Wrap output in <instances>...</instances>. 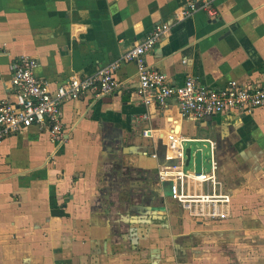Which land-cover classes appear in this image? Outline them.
I'll list each match as a JSON object with an SVG mask.
<instances>
[{
	"label": "crops",
	"instance_id": "1",
	"mask_svg": "<svg viewBox=\"0 0 264 264\" xmlns=\"http://www.w3.org/2000/svg\"><path fill=\"white\" fill-rule=\"evenodd\" d=\"M194 1L0 0V101L13 99L17 57L34 59L35 76L54 90L161 23L169 31L144 62L171 86L188 77L209 89L263 85L264 0H215L213 17L177 20ZM113 77L112 93L62 103L59 142L42 124L0 143V264H264V107L194 121L171 102L142 104L134 64ZM170 136L184 149L213 142L229 218L191 220L169 198L156 167Z\"/></svg>",
	"mask_w": 264,
	"mask_h": 264
},
{
	"label": "built area",
	"instance_id": "2",
	"mask_svg": "<svg viewBox=\"0 0 264 264\" xmlns=\"http://www.w3.org/2000/svg\"><path fill=\"white\" fill-rule=\"evenodd\" d=\"M215 0H198L187 3L174 12L177 20L190 18L197 11L213 17ZM169 31L165 23L158 24L138 43L129 48L114 61L82 78L72 77L54 90L35 76L37 62L20 56L10 64L9 90L13 98L0 101V143L6 137L17 134L31 125L46 124L52 142L62 139L61 105L66 100H75L91 93L101 97L112 93L118 87L113 77L121 63L135 66L136 95L144 105L153 104L166 109L171 102L180 117L194 121L224 112L244 114L264 107L263 85H238L228 82L221 89H209L196 85L191 77L181 85L168 84L163 73L151 69L144 62V55ZM147 131L142 133L147 137ZM186 140L170 136L165 144L163 163L156 167L159 182L168 184L169 198L191 220L221 221L230 216V195L218 180L215 160V146L210 140H201L207 149L206 170L198 173L185 170L184 147ZM207 144V145H205ZM156 159L155 155H151ZM174 161L173 165L166 162Z\"/></svg>",
	"mask_w": 264,
	"mask_h": 264
},
{
	"label": "water",
	"instance_id": "3",
	"mask_svg": "<svg viewBox=\"0 0 264 264\" xmlns=\"http://www.w3.org/2000/svg\"><path fill=\"white\" fill-rule=\"evenodd\" d=\"M205 146L201 145L196 149L185 148L184 149V165L187 166L189 163L192 166L194 172L198 173L201 169L206 170L207 157L203 159L202 152L205 150ZM207 150V149H206ZM163 163V155L160 156V163ZM174 161L166 162L167 165H173Z\"/></svg>",
	"mask_w": 264,
	"mask_h": 264
},
{
	"label": "rangeland",
	"instance_id": "4",
	"mask_svg": "<svg viewBox=\"0 0 264 264\" xmlns=\"http://www.w3.org/2000/svg\"><path fill=\"white\" fill-rule=\"evenodd\" d=\"M190 146L191 149H193L195 146H199V144L197 143H186L185 146ZM202 157L203 159L207 157V150L205 149L203 152H202ZM188 169H190V166H188ZM185 170H187V168H185Z\"/></svg>",
	"mask_w": 264,
	"mask_h": 264
}]
</instances>
